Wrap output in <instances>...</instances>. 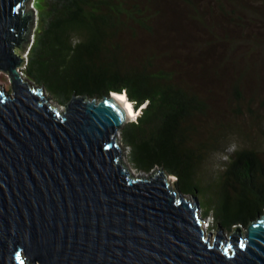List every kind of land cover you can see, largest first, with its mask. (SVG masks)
I'll use <instances>...</instances> for the list:
<instances>
[{"label": "water", "instance_id": "95a60500", "mask_svg": "<svg viewBox=\"0 0 264 264\" xmlns=\"http://www.w3.org/2000/svg\"><path fill=\"white\" fill-rule=\"evenodd\" d=\"M30 2L0 0V264H264V213L212 235L176 177L129 170L112 93L59 108L22 76Z\"/></svg>", "mask_w": 264, "mask_h": 264}, {"label": "trees", "instance_id": "16d2710c", "mask_svg": "<svg viewBox=\"0 0 264 264\" xmlns=\"http://www.w3.org/2000/svg\"><path fill=\"white\" fill-rule=\"evenodd\" d=\"M159 1L36 0L37 24L23 72L61 105L74 92L97 98L125 92L140 110L119 130L131 166L145 172L163 168L174 175L183 193L198 198L201 215L209 216L210 227L220 224L227 231L237 224L247 227L264 213V128L257 140L226 150L222 165L202 183L200 171L207 153L228 147L224 144L228 128L213 130L207 139L199 138L204 127L201 120L211 123L212 111V97L200 86L210 74L197 64L206 57L204 46L193 44L191 37L184 43L185 49L177 45L176 55L171 48L158 49L156 44L149 52L139 46L136 53L126 46L127 40H137L127 37L131 24L147 26L148 20L158 17L160 8L151 5ZM183 1L194 9L201 27L212 32L217 26L211 22L213 11L206 16L208 22L197 10L199 0ZM217 1V14L229 16L233 24L244 28L248 20L247 29L255 30L251 36L256 57L244 60L245 64H264V0H254L258 5L250 8L239 0ZM173 11L177 17L173 24H177L179 14ZM148 28L145 31L154 40L159 36L165 41L171 34H154ZM170 42L173 48L174 40ZM209 57L213 59V55ZM164 60L172 64H161ZM238 85L236 80L233 90L240 97Z\"/></svg>", "mask_w": 264, "mask_h": 264}, {"label": "rangeland", "instance_id": "374dc122", "mask_svg": "<svg viewBox=\"0 0 264 264\" xmlns=\"http://www.w3.org/2000/svg\"><path fill=\"white\" fill-rule=\"evenodd\" d=\"M35 1L36 0H31V8L35 4ZM138 1L145 2L147 0ZM199 1L200 4L197 6V10L202 17L206 18V21H208L206 16L210 15L209 13L213 11L211 13L212 15H210L211 22H216L215 24L217 26L212 32L201 27L199 22L195 19L196 13L194 9L188 7L183 0H160L159 4L151 5L158 6L157 9L160 8L158 17L151 21L148 20L145 23L147 26H139L137 23L131 24L133 29L128 31L127 37L137 40H127L126 46L128 50H132L135 53L139 52L140 47L143 51L149 52L150 48L155 46V44L158 49L167 46V48H171L172 55L178 53L176 51L178 50L177 45L185 49L184 43L189 37L192 38L193 44H200L201 47L204 46L206 57L204 60H199L197 64H200L204 70H208V75L210 74V77L201 81L200 86L203 87L204 92L209 93V95H211L210 97H212V111L209 113L211 123H205L204 119L201 120L204 127L200 132L199 138L201 140L202 138L207 139L213 130L228 128L227 135L224 139V144L228 145V147L225 149L219 148L207 153L205 162L200 171V176L203 178L202 183H205L212 170L222 165L221 162L226 158V150L230 151L243 142L250 143V141H255L258 137H261L260 128H264V64H245L246 61L244 62L246 59H248V61H251L252 58L255 60L257 53V49L252 43L253 38L251 36L255 30L253 29L252 31L247 29L251 24L248 20H246L248 24L245 28L241 25H236L235 22V24H233L229 16L217 14V0ZM239 2L247 8L256 7L258 5L254 0H239ZM171 6L173 10L179 14L177 24H173V21L174 23L176 22L177 17L175 12L171 9ZM33 12L36 16V21L33 24L31 32L28 34L29 40L23 45L20 51V54L24 56V58H27V51L34 38L33 36L37 24L38 11L36 9ZM148 27L154 31V34H157V32L171 34L164 37L165 41L159 39V36H157L159 40H154V36H150V34L145 31V29H149ZM174 33L176 36H174ZM259 39H261V37ZM170 40H174L175 46L173 48ZM190 47L192 46L190 45ZM161 54H163V51L159 52V56ZM208 55H213V59L210 57L209 59ZM161 56L163 57V55ZM203 57L204 56H202V58ZM219 58H221L220 61L218 60ZM163 62L164 63L161 64H172L170 62L166 63L165 60ZM24 67L25 62L19 69L23 73L22 76L27 78L23 72ZM236 80L239 82L237 90H239L240 97H237L236 91L233 90ZM30 82L38 87V84L32 81ZM0 87L11 93V79L9 74L2 69H0ZM43 94L45 97H47V95L50 97L48 101L54 106L59 108L64 107V105L58 104L45 88ZM133 110L135 111V116L129 120H134L138 112H140V110L138 111L134 108ZM125 154L126 148L124 147L122 159L127 163L129 170L134 174L142 172V170H136L131 166ZM156 169H158V167H156ZM168 175L174 176L171 174ZM185 196L193 201V194H185ZM203 218L206 233L211 232L212 235H214L217 227H210L209 216ZM240 227L242 230L246 229L244 226ZM230 231L224 230L227 237ZM34 264L39 263L36 262Z\"/></svg>", "mask_w": 264, "mask_h": 264}, {"label": "bare ground", "instance_id": "6f19581e", "mask_svg": "<svg viewBox=\"0 0 264 264\" xmlns=\"http://www.w3.org/2000/svg\"><path fill=\"white\" fill-rule=\"evenodd\" d=\"M112 95L115 96L117 99L121 100L123 102V104L125 105L128 113L130 116H128L129 119L133 118L135 116V111L133 110L132 106H131V101H127L126 97L124 96L123 92H112ZM203 223V221H202ZM203 225H205L203 223Z\"/></svg>", "mask_w": 264, "mask_h": 264}]
</instances>
